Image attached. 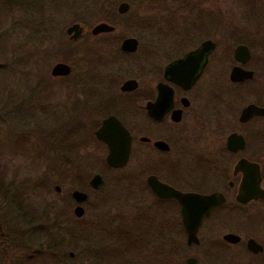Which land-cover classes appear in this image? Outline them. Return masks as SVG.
I'll use <instances>...</instances> for the list:
<instances>
[{
	"label": "rangeland",
	"instance_id": "374dc122",
	"mask_svg": "<svg viewBox=\"0 0 264 264\" xmlns=\"http://www.w3.org/2000/svg\"><path fill=\"white\" fill-rule=\"evenodd\" d=\"M88 1L89 8L84 0H0V38L3 31L6 36L0 69V264H25L24 256L35 253L39 257L33 264H165L170 257L159 251L174 243L172 223L169 216L154 215L160 209L144 188V175L133 177L135 158L123 169L111 170L104 165L105 152L79 133L82 113L106 99L88 81L94 71L77 61L73 48L64 61L71 67L65 78L49 77L60 59H34L33 50L47 49L48 54L61 33L71 40L65 32L71 24L82 26L86 39L96 23L113 26L111 34L89 37L82 45L117 48L121 40L134 38L138 47L132 60L147 45L160 52L168 51L163 45L215 43L197 90L209 87L222 103L209 102V108L198 111L190 136L192 160L181 163L184 169L197 164L210 171L217 162L219 169L230 171L235 157L224 152L225 137L247 132L236 121L244 104L264 102V0H95L110 4L109 11H98V3ZM121 2L129 9L118 15ZM80 39H72L73 44ZM238 44L250 51L245 67L254 73L253 82L240 87L227 80ZM83 49L88 61L95 59ZM136 69L128 78L138 75ZM248 128L264 134V121ZM96 173L103 185L94 190L87 183ZM74 190L87 194L79 219L72 214ZM127 237L132 242L125 253L122 241ZM150 241L149 249L139 248ZM187 254L180 252L178 264Z\"/></svg>",
	"mask_w": 264,
	"mask_h": 264
},
{
	"label": "flooded vegetation",
	"instance_id": "af4514ba",
	"mask_svg": "<svg viewBox=\"0 0 264 264\" xmlns=\"http://www.w3.org/2000/svg\"><path fill=\"white\" fill-rule=\"evenodd\" d=\"M78 26L81 31L75 40L81 39L76 45H70V48L76 51L78 62L82 61L87 70L94 71L88 81L101 91L100 94L106 96L102 105L87 114L82 113L84 116L79 117V133H84L105 152L104 165L111 170L123 169L132 156L135 158L137 171L133 174L137 176H132L136 178L144 175V188L160 209L159 212H154V215L160 219L161 216H169L172 223L174 243L167 251H159L170 255L165 264H178V256L182 251L188 252L182 264H186L187 260H192L193 264H264V134L248 128L257 121H264V116L240 118L245 107L254 105L264 108V102L255 100L244 104L238 111L236 121L237 125L247 132L232 131L225 137L223 150L235 157L230 171L223 167L219 169L217 162L213 163L215 166L210 171L199 170L198 165L193 163L196 170L184 169L181 163L188 164L192 160V157H189V148L193 144L190 136L198 111L201 108H209V102L222 103L216 95L218 92L209 91V87L197 90L216 46L213 45L207 52L205 59L199 58L197 65L195 60L181 66L173 63L199 49L202 41L198 45H163L161 49L166 46L168 51L160 52L153 45H147L145 50L140 52L138 60H132V56L137 52V44L133 52L120 49L122 40L117 48L114 45H86L88 40H91L89 37L98 38L113 31L93 36L90 34V28V36L86 39L83 37L85 32L82 26ZM68 36L70 38V35ZM83 42L86 44L82 45ZM54 46L56 45L51 47ZM85 46L88 48L84 50ZM82 49L86 54L96 55L95 59L88 61L85 55L83 56ZM232 60L235 64L229 69L228 82L238 87L253 82V71L245 67L249 59L244 64L237 63L233 59L232 51ZM87 62L90 66H87ZM134 62L135 65H132ZM56 63L67 65L70 72L65 76H51L49 71L50 78L60 79L70 75L69 64L64 61ZM136 66L138 75L128 78ZM234 67L251 71L252 77L231 82L229 75ZM107 70H113V73L104 74ZM245 93L246 91L243 94ZM243 100L241 97L240 101ZM102 109L106 111L100 114ZM110 118L120 125L129 139L128 156L120 168L106 165L108 147L95 136L103 122ZM231 134L240 136L243 144L234 146V143H230L228 148L227 140ZM121 138H124L122 132ZM94 175H99L103 180L98 173L93 174L91 178ZM149 178L179 194L212 198L215 205L202 216L201 209L206 208L207 203H200L199 199H191L187 203L190 208L186 213L190 220L189 225H194V221L199 219L193 233L190 231L193 226L189 227V236L182 222L180 202L176 198L155 197L148 186ZM87 184L90 187L89 181ZM81 204L75 203L72 208L76 219L84 214ZM77 206L83 210L80 217L74 215V208ZM44 233L46 237V220ZM227 236H233L234 240H228ZM131 242L128 237L122 241V250L125 253L131 250ZM151 243L152 241L147 244L145 242L139 248L147 250ZM117 252L120 251L117 249ZM44 255L46 256V250Z\"/></svg>",
	"mask_w": 264,
	"mask_h": 264
},
{
	"label": "water",
	"instance_id": "95a60500",
	"mask_svg": "<svg viewBox=\"0 0 264 264\" xmlns=\"http://www.w3.org/2000/svg\"><path fill=\"white\" fill-rule=\"evenodd\" d=\"M129 9V5L126 2H121L116 7V12L119 15L125 14ZM114 30L113 26L108 25L107 23L100 22L94 25L91 30L90 34L93 36H96L98 34H105V33H111ZM81 29L79 28L78 24H72L69 27L66 28L65 32L70 35L71 39H75L77 35H79ZM137 41L134 38H126L123 39L120 44V49L122 51L126 52H133L136 49ZM199 45H202L199 49L196 51L190 52L186 54L182 59L174 62L175 65H183L188 63L191 60H195L196 65L199 58L206 57L207 52L213 48L214 42L211 40H204ZM204 52V53H203ZM250 57V52L248 48L245 45L238 44L235 46L233 50V59L235 62L244 64ZM205 63V61H203ZM203 64V63H202ZM195 65V66H196ZM70 72V69L67 65L63 63H56L54 64L50 69V75L51 76H65ZM198 71H196L195 77H197ZM252 77L251 71L242 70L238 67H234L229 75V80L231 82H238L245 79H250ZM247 116H264V108L262 107H256L254 105H248L241 111L240 118L247 117ZM113 124V125H112ZM121 132L124 135V138H121ZM95 136L106 143L108 147V155L105 158V163L107 166L111 168H120L122 167L127 159L128 156V142L129 139L125 133V131L120 127V125L113 120L112 118L107 119L103 122L102 126L99 128V130L95 133ZM228 148H230V143H234V146H241L243 144L242 138L238 135L231 134L228 137ZM256 167V166H254ZM256 170V168H254ZM103 180L99 175H94L89 180V186L91 189H98L102 186ZM148 186L153 193V195L157 198H176L180 204H181V212H182V222L183 225L186 227V230L188 231V235L190 236L191 233L195 231V228L198 225L199 219H196L194 221V225H189L190 220L187 216V211L190 209L187 206V203L191 199H199L200 203L201 201H204L207 203V207L204 209H201L202 216L207 214V212L215 205V201L212 198H204L199 197L197 195H188V194H179L176 191H173L171 188H168L164 185H161L153 178L148 179ZM55 191H59V188L57 186L54 187ZM71 198L73 201L77 204H81L87 199V194L74 190L71 192ZM82 208L77 206L74 208V215L76 217H80L82 215ZM189 221V222H188ZM190 226H193L190 231L188 230ZM228 240H234L233 236H227ZM186 264H193L192 260H187Z\"/></svg>",
	"mask_w": 264,
	"mask_h": 264
},
{
	"label": "trees",
	"instance_id": "16d2710c",
	"mask_svg": "<svg viewBox=\"0 0 264 264\" xmlns=\"http://www.w3.org/2000/svg\"><path fill=\"white\" fill-rule=\"evenodd\" d=\"M92 1V0H91ZM95 1V0H94ZM85 3H87V7L89 8L90 5V1L88 0H84ZM97 4V10L98 11H102L104 8L109 11L111 8L110 4H107L106 1H95ZM112 15V13L110 12V14H108V16ZM81 20V19H79ZM104 20H107V18H104ZM83 21V20H82ZM1 27V24H0ZM1 31V30H0ZM62 35H60V37L58 38V40L54 43L53 50L51 52L47 53V49L44 50H33L32 54H34V59H38L39 57H49V58H54V59H60L61 61H66V56L72 51V49L70 48V45H76L73 44L72 40H69L66 38L64 32L61 33ZM5 32L3 31L2 33V37L0 38V69H3L4 67V52H5V45H6V39L4 37ZM63 36L65 37V39H63ZM50 45V44H49ZM252 69V68H251ZM46 78H48L46 76ZM1 173V171H0ZM38 254L35 253L34 256L32 255H25V264H33L32 260L34 257H37ZM39 257V256H38ZM46 261L49 262L48 256H46Z\"/></svg>",
	"mask_w": 264,
	"mask_h": 264
}]
</instances>
